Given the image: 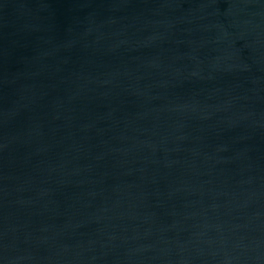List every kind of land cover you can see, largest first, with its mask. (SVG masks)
<instances>
[{
    "label": "water",
    "instance_id": "water-1",
    "mask_svg": "<svg viewBox=\"0 0 264 264\" xmlns=\"http://www.w3.org/2000/svg\"><path fill=\"white\" fill-rule=\"evenodd\" d=\"M0 264H264V0H0Z\"/></svg>",
    "mask_w": 264,
    "mask_h": 264
}]
</instances>
